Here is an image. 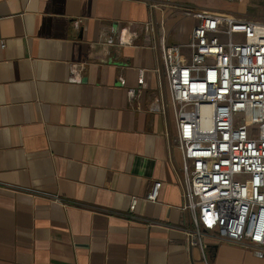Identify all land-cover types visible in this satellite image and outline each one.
I'll list each match as a JSON object with an SVG mask.
<instances>
[{"label":"crops","instance_id":"1","mask_svg":"<svg viewBox=\"0 0 264 264\" xmlns=\"http://www.w3.org/2000/svg\"><path fill=\"white\" fill-rule=\"evenodd\" d=\"M150 2L0 0V264H264L208 234L203 251L185 247L181 153L155 69L161 32L184 43L196 19ZM126 29L138 36L118 45Z\"/></svg>","mask_w":264,"mask_h":264},{"label":"built area","instance_id":"2","mask_svg":"<svg viewBox=\"0 0 264 264\" xmlns=\"http://www.w3.org/2000/svg\"><path fill=\"white\" fill-rule=\"evenodd\" d=\"M193 17L184 43L169 44L161 32L155 69L167 85L181 153V193L190 215L185 247L203 251L208 234L264 257V22L218 12ZM145 31L155 41L153 21ZM137 36L126 29L118 45ZM128 93L133 97L134 90ZM164 107L159 98L152 110ZM160 185L153 181L145 198L155 201ZM136 202L132 196L131 211Z\"/></svg>","mask_w":264,"mask_h":264},{"label":"rangeland","instance_id":"3","mask_svg":"<svg viewBox=\"0 0 264 264\" xmlns=\"http://www.w3.org/2000/svg\"><path fill=\"white\" fill-rule=\"evenodd\" d=\"M159 7H170L169 18H194V12L226 13L235 18L264 22V0H151ZM189 12V14L187 13ZM195 19V18H194Z\"/></svg>","mask_w":264,"mask_h":264}]
</instances>
